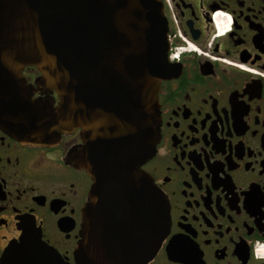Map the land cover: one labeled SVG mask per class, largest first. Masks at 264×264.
<instances>
[{
    "label": "flooded vegetation",
    "instance_id": "flooded-vegetation-1",
    "mask_svg": "<svg viewBox=\"0 0 264 264\" xmlns=\"http://www.w3.org/2000/svg\"><path fill=\"white\" fill-rule=\"evenodd\" d=\"M156 1L174 76L160 82L159 138L141 169L170 223L145 264H264V0ZM80 144L78 130L51 148L0 130V260L12 249L29 264L36 236L75 264L92 184L67 160Z\"/></svg>",
    "mask_w": 264,
    "mask_h": 264
},
{
    "label": "water",
    "instance_id": "water-1",
    "mask_svg": "<svg viewBox=\"0 0 264 264\" xmlns=\"http://www.w3.org/2000/svg\"><path fill=\"white\" fill-rule=\"evenodd\" d=\"M164 19L156 0H0V130L46 148L79 131L67 160L92 184L75 264H145L168 232L167 200L141 169L159 138L160 82L174 76ZM33 240L22 261L66 264ZM10 251L0 264L18 262Z\"/></svg>",
    "mask_w": 264,
    "mask_h": 264
},
{
    "label": "rangeland",
    "instance_id": "rangeland-1",
    "mask_svg": "<svg viewBox=\"0 0 264 264\" xmlns=\"http://www.w3.org/2000/svg\"><path fill=\"white\" fill-rule=\"evenodd\" d=\"M171 57V60L175 57V56H170Z\"/></svg>",
    "mask_w": 264,
    "mask_h": 264
}]
</instances>
